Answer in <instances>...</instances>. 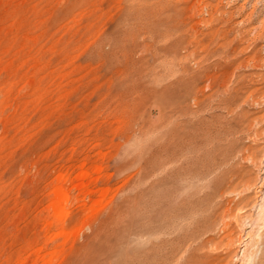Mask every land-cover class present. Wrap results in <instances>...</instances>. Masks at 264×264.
Wrapping results in <instances>:
<instances>
[{
	"label": "rangeland",
	"instance_id": "1",
	"mask_svg": "<svg viewBox=\"0 0 264 264\" xmlns=\"http://www.w3.org/2000/svg\"><path fill=\"white\" fill-rule=\"evenodd\" d=\"M262 217L264 0H0V264H264Z\"/></svg>",
	"mask_w": 264,
	"mask_h": 264
},
{
	"label": "bare ground",
	"instance_id": "2",
	"mask_svg": "<svg viewBox=\"0 0 264 264\" xmlns=\"http://www.w3.org/2000/svg\"><path fill=\"white\" fill-rule=\"evenodd\" d=\"M210 18L212 19L213 17H214V15H217L218 14V16H224V13L223 12H220L218 9H214V10H212L211 8H210ZM248 45V44H247ZM248 50H246L245 48H244V50H242V51H240L239 52V54H245L246 52H247ZM249 52V51H248ZM240 96V95H239ZM238 97V96H237ZM236 97V98H237ZM233 98V97H232ZM224 102V101H223ZM235 103V99H232V100H228V101H226V103H225V105L227 106V107H231V106H233V104ZM241 112V111H240ZM241 113H243V112H241ZM263 122V121H262ZM239 125V124H238ZM241 126H243V124H240V126H237V128L236 129H239V128H243V127H241ZM231 129H233V128H230V129H227L226 130V132H224V133H230V131H231ZM233 130H235V129H233ZM233 133H235V132H233ZM231 134V133H230ZM224 135V134H223ZM236 146V145H235ZM240 147V146H239ZM238 148V147H237ZM228 149V148H227ZM232 149V148H231ZM235 150V149H234ZM222 151V150H221ZM225 151V150H224ZM228 152L230 153V152H232L233 153V149L232 150H230V148H229V150H228ZM227 152V153H228ZM236 152H237V150H236ZM239 152V151H238ZM226 154V153H225ZM223 155V154H222ZM229 155V154H228ZM234 155V154H233ZM233 155H231V156H233ZM253 155V154H252ZM230 156V155H229ZM236 156V155H235ZM234 158V157H233ZM172 161V160H171ZM231 165V164H230ZM216 175V174H215ZM84 177H86L84 174H80V175H78L77 177H75V179H81V178H84ZM242 182V181H241ZM244 183V182H243ZM249 183V182H248ZM216 186V185H215ZM225 188V187H224ZM225 190H229V188H225V189H222V191H220V192H218L217 194V196H219V195H221L222 194V192H224ZM231 190L233 191L234 190V188L232 189L231 188ZM226 192V191H225ZM52 197H53V199H54V202L52 203L51 202V207H52V209H53V216H54V221L55 222H57V221H61L62 219H64L65 218V214H64V211H63V207L65 208V206H67L65 203L67 202V195L64 193V192H62L61 190H58V189H56V190H54L53 191V193H52ZM213 197H215V196H213ZM218 202V201H217ZM213 203V202H212ZM65 204V206H63ZM216 204V203H215ZM214 205V204H213ZM261 220H262V223H264V217H262L261 218ZM260 223V222H259ZM261 225V224H260ZM263 225V224H262ZM208 229H209V226H208ZM263 227H261V226H257V234H258V236H259V238L257 239L256 237L255 238H253L252 240H251V242H250V252H249V250L248 249H246V246H245V249H243V252L241 253L242 255H245L246 253H250V258H251V260L252 261H256V260H259L260 259V255H261V249L262 248H264V241L261 239V234L263 233ZM202 231H203V229H202ZM195 233H197V232H195ZM62 234V232L61 231H59V232H57L56 234H55V236L56 237H58V236H60ZM231 234V233H230ZM197 236V235H196ZM191 238V237H190ZM228 245H231V242H229L228 243ZM231 248V247H230ZM192 250V249H191ZM231 250V249H230ZM198 251V250H197ZM177 253V252H176ZM193 253V255L194 256H192L193 258L189 261V263L188 264H206V263H203V262H200L199 260H200V258H201V256L200 255H195V251L194 252H192ZM199 253V252H198ZM247 255V254H246ZM168 257V256H167ZM165 259V258H164ZM256 264V263H255Z\"/></svg>",
	"mask_w": 264,
	"mask_h": 264
}]
</instances>
